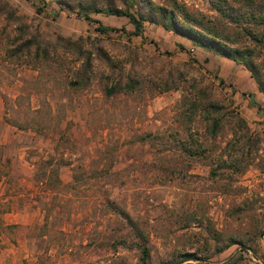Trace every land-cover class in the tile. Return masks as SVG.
<instances>
[{
	"label": "rangeland",
	"instance_id": "374dc122",
	"mask_svg": "<svg viewBox=\"0 0 264 264\" xmlns=\"http://www.w3.org/2000/svg\"><path fill=\"white\" fill-rule=\"evenodd\" d=\"M64 1L0 0V264H138L119 209L148 234L151 264L193 249L206 259L184 262L264 264V114L250 103L264 107V94L248 70L147 20L127 36L126 16L91 13L113 27L101 33ZM179 1L214 14L207 0ZM31 34L45 61L24 48ZM70 41L90 50L85 70ZM255 59L264 77V49ZM127 74L133 90L104 94ZM197 89L243 117L248 144L228 123L210 137L199 112L178 118ZM213 231L245 247L212 252Z\"/></svg>",
	"mask_w": 264,
	"mask_h": 264
},
{
	"label": "trees",
	"instance_id": "16d2710c",
	"mask_svg": "<svg viewBox=\"0 0 264 264\" xmlns=\"http://www.w3.org/2000/svg\"><path fill=\"white\" fill-rule=\"evenodd\" d=\"M55 1L65 3L64 0ZM207 1L214 14L194 11L179 0H164L163 3H155L152 0H78L76 7L70 6V10L76 17L83 18L86 22L93 24L94 29L101 33L113 27L103 24L99 19L92 17L91 13L101 12L126 16L132 24V29L125 31L127 36L140 34L145 20L157 23L165 30H170L184 38H188L207 50L241 64L254 79L257 89L264 94L263 71L255 59L260 50L264 49V0ZM9 12L14 14L13 10ZM22 43L24 48L34 47L33 57L35 59L46 60L48 51L46 47L39 44L40 41L33 34L24 39ZM70 43L75 46L78 54L83 57V68L85 70L90 64V50L83 48L77 41H70ZM85 79L86 74L83 71L77 78L68 79L67 82L71 86H81ZM136 83V78L131 74H127L123 81L116 80L111 83H104L103 92L105 95H110L122 90L131 91L136 87ZM172 86H176V83ZM172 86L164 84L162 90H167ZM250 103L256 107L257 111L264 114V107H261L253 97H250ZM179 106L178 118L180 119L189 118L192 113L199 112L204 121V130L210 137H215L223 125L228 123L232 125L231 130L234 133L239 130L240 139L243 140L244 144H248L251 140L250 135H248V125L243 117L232 108L225 109L206 90L197 89L193 97H187L183 94ZM40 110L39 106L33 113L37 115ZM199 148H203L201 144L187 150L191 154H201L199 150L202 149ZM234 160L236 158L232 159L230 165H235ZM217 165L223 168L226 163L224 160H220ZM216 168L212 167L210 173L215 174L217 172ZM234 168L241 170L240 166H234ZM52 171L54 180H56V167ZM75 178L77 179L79 176L76 175ZM118 213L122 214L128 227L134 232L135 239L127 242L126 245H133L138 250V264H151L148 234L143 228H139V225L132 221L123 209H119ZM212 239V252H219L232 243H238L239 246L245 247L243 240L232 235H222L218 231H213ZM121 242L124 243L125 241ZM206 257V255L198 253L196 249L182 250L171 252L169 257L160 263L188 264L184 261L188 259L205 260Z\"/></svg>",
	"mask_w": 264,
	"mask_h": 264
},
{
	"label": "crops",
	"instance_id": "0c3cea01",
	"mask_svg": "<svg viewBox=\"0 0 264 264\" xmlns=\"http://www.w3.org/2000/svg\"><path fill=\"white\" fill-rule=\"evenodd\" d=\"M226 58V57H225ZM228 61H231L232 62V64L234 65V66H239L240 64H237V63H235L234 61H232L231 59H229V58H226ZM235 74V73H234ZM233 76V75H232ZM239 81H242V80H238V83H239ZM254 86H251L250 87V91H252V92H254Z\"/></svg>",
	"mask_w": 264,
	"mask_h": 264
}]
</instances>
